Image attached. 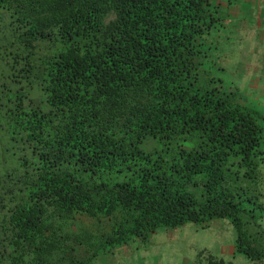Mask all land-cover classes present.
Returning <instances> with one entry per match:
<instances>
[{"label": "trees", "instance_id": "1", "mask_svg": "<svg viewBox=\"0 0 264 264\" xmlns=\"http://www.w3.org/2000/svg\"><path fill=\"white\" fill-rule=\"evenodd\" d=\"M223 2L0 0V264L215 217L264 260V115L215 60Z\"/></svg>", "mask_w": 264, "mask_h": 264}, {"label": "rangeland", "instance_id": "2", "mask_svg": "<svg viewBox=\"0 0 264 264\" xmlns=\"http://www.w3.org/2000/svg\"><path fill=\"white\" fill-rule=\"evenodd\" d=\"M230 1L246 7L247 10L253 7L258 13L255 2ZM224 10L226 9H222V12ZM233 24L223 22L219 30L215 31L214 57L218 64H224L222 74L226 82L239 87L241 101L248 102L247 97L242 98V95L253 92L254 97L249 100L256 105V110L262 112L264 98L259 95L260 92H242L250 84L249 77L254 76V71L249 70L248 61L264 62L261 57L252 53L256 51L253 47L256 27L248 25L243 31L238 24ZM259 66L264 68L263 65ZM257 77L262 80L259 90H264V76ZM236 237L234 225L228 218L223 217H215L208 224L188 222L176 228L162 226L145 239L137 237L112 251L103 252L95 260V264H194L196 261L207 264L209 255L232 261L234 264H264V260L253 261L243 253L236 252Z\"/></svg>", "mask_w": 264, "mask_h": 264}, {"label": "crops", "instance_id": "3", "mask_svg": "<svg viewBox=\"0 0 264 264\" xmlns=\"http://www.w3.org/2000/svg\"><path fill=\"white\" fill-rule=\"evenodd\" d=\"M224 0V8L225 10V22L228 23H234L238 24L239 28L241 30H245V27L248 25L255 26V35L254 36V48L256 49L255 52H252L253 54H256L258 57H261L264 60V0H250L251 2H255L256 6L258 8V13L253 10V7L250 9H246L244 6H239L238 3H234L233 1L225 2ZM255 6V4H254ZM259 45V48L257 47ZM263 48H262V47ZM248 67L249 70L254 71V76L249 77V83L246 90L242 91L243 94L249 92V91H257L260 92V96L264 98V90H259L258 86L262 82L260 77H257V75H263L264 76V68L261 69L259 65L264 66V62L258 63L257 60L254 62L253 60L248 61ZM261 69V70H260ZM247 97V98H246ZM254 97V93L247 95H242V98L248 99V102H244L248 106H251L253 108H257L254 103H251L249 99ZM262 114L264 115V105H262ZM194 264H204L200 263L199 261L194 262Z\"/></svg>", "mask_w": 264, "mask_h": 264}]
</instances>
